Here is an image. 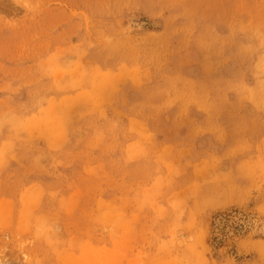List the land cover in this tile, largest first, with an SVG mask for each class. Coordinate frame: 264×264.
Returning <instances> with one entry per match:
<instances>
[{"label":"rangeland","instance_id":"obj_1","mask_svg":"<svg viewBox=\"0 0 264 264\" xmlns=\"http://www.w3.org/2000/svg\"><path fill=\"white\" fill-rule=\"evenodd\" d=\"M0 264H264V0H0Z\"/></svg>","mask_w":264,"mask_h":264}]
</instances>
